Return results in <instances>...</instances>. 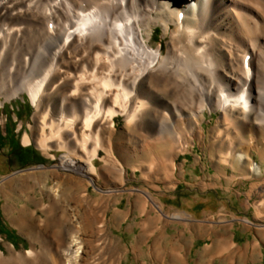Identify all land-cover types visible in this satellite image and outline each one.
<instances>
[{
    "label": "bare ground",
    "instance_id": "6f19581e",
    "mask_svg": "<svg viewBox=\"0 0 264 264\" xmlns=\"http://www.w3.org/2000/svg\"><path fill=\"white\" fill-rule=\"evenodd\" d=\"M160 26L167 42L154 47ZM47 40L55 45L52 55L35 68ZM24 91L36 110L35 135L26 133L24 145L35 141L53 159L55 150L66 153L56 165L15 170L7 191L0 181L8 213L17 214L11 218L30 240L25 250L2 244L0 233V264H125L118 250H131L103 211L126 192L130 166L123 161L136 159L133 170L146 177L177 172L174 157L204 137L206 112L220 111L212 141L220 145L219 157L235 175L263 173L248 150L252 144V152L264 153V0H0V108ZM118 116L127 123L120 131ZM39 173L56 185H24ZM91 185L99 194L95 202ZM257 188L264 185L252 184L251 192ZM137 191L146 199L144 211L150 202L157 219L148 213L142 224L144 253L136 250L137 256L151 264H188L182 239L168 246L163 232L147 235L151 226L154 233L161 229L167 214L160 198ZM257 214L263 218L264 208ZM168 216L191 219L183 212ZM258 230L264 237V224ZM219 236L197 264L222 257L238 264L258 253L241 252L226 232Z\"/></svg>",
    "mask_w": 264,
    "mask_h": 264
},
{
    "label": "rangeland",
    "instance_id": "374dc122",
    "mask_svg": "<svg viewBox=\"0 0 264 264\" xmlns=\"http://www.w3.org/2000/svg\"><path fill=\"white\" fill-rule=\"evenodd\" d=\"M167 38L170 40L169 37ZM163 39L167 42L164 38V29L160 26L156 30L153 46L157 47ZM54 47V43L50 40L43 43L37 54L35 68H39L41 63L52 55ZM35 80H38V78H35ZM22 95L7 100L4 104L5 107L0 110V121L3 122L0 125V181L4 182L3 188L5 191L10 188L6 186L10 182L6 178L15 170L28 169L34 166L56 165L60 162V157L66 153L64 150H55L53 154L58 158L53 159L47 156L43 150L37 148L35 141L29 147L24 145L23 137L27 131L35 135L34 116L36 110L27 92L24 91ZM206 113L207 118L203 123L206 128L204 137L199 135L196 141L190 142L185 154H177L174 157L177 172H171L170 174L162 172L155 176L146 177L141 172L135 173L133 170V165L136 163L134 160L136 159L128 160L129 164L123 161L127 166H130L128 180L124 184L126 192L122 195L119 193L113 196L110 199L109 207L104 208L103 211L107 213L109 211L107 219H115L114 223L111 222L113 226L115 225L114 234L117 238L122 239L131 250L129 253L123 247L118 250L119 256H124L125 264H146L147 262L151 264L146 256H137L136 250L143 255L142 224L147 220L148 213L152 214L153 222H157V219L154 218L156 209L149 202L147 204L148 209L144 211L143 207L146 199L145 197H139L138 189L145 190L160 198L167 214L162 217V221L158 225L161 229L154 233L157 227L151 226V231L147 235L158 236L163 232L162 234L167 236L166 245L168 246L172 241L182 239L189 248L188 264H197L200 255L206 252L205 248L208 244L212 243L214 239L218 241L221 238L219 235L223 232H226L227 239L232 242L234 238L237 239L236 243L241 252L250 253L251 255L255 251L258 252L252 257V260L245 258L243 261L238 259L235 262L238 264H264V243H257L253 238L256 232L260 233L259 226L264 224V217H257V212L264 208V190L257 188L251 192L252 184L264 185V153L261 154L260 151L252 152L253 145L250 144L248 154L252 156V161L261 164L263 173L257 176L258 174L253 172L250 174L248 171L247 175H235L231 167L219 157L220 145H212L213 138L217 134L215 127L221 120L222 113L220 111L214 113L207 111ZM116 121L119 131L127 124L123 116H118ZM188 121V114H184L182 122L187 124ZM118 137L116 135L115 143H117ZM149 140L143 142L148 150L152 148L151 144H148ZM259 144L260 147H264V134L261 135ZM228 148L226 146L225 150ZM33 154H36L37 157L35 158ZM97 164L101 168L104 165L100 160L97 161ZM45 177L44 173L34 174L28 177L27 183L24 185L37 190L47 184L50 186L56 185L53 178L45 183ZM22 179L25 180L26 178L23 177ZM117 182L119 183L118 178ZM101 186H105L104 182L101 183ZM89 190L92 202H95L99 197L97 189L91 185ZM76 191L68 189L67 194L76 197L83 195L82 191ZM232 192L236 193V196L239 195L240 198L231 201ZM41 196L43 195L38 193V199ZM45 196L46 201H49L47 195ZM247 198L250 199V202L243 200ZM28 204L31 208H35L32 201ZM8 205L5 193L0 192V233L4 237L1 242L2 244L9 243L11 245L13 243L17 248L26 250V247L30 245V240L16 225L17 223L15 224L17 221L12 220L17 214L11 216L8 213L10 210ZM117 212L123 214L117 215ZM181 212L191 219L173 222L168 216ZM189 222H192L193 227L191 230L187 227ZM248 231H250V235L247 234ZM255 245L257 246L255 247ZM216 264H230V259L219 258Z\"/></svg>",
    "mask_w": 264,
    "mask_h": 264
},
{
    "label": "crops",
    "instance_id": "0c3cea01",
    "mask_svg": "<svg viewBox=\"0 0 264 264\" xmlns=\"http://www.w3.org/2000/svg\"><path fill=\"white\" fill-rule=\"evenodd\" d=\"M0 132H1V129H0ZM2 137H3V135H2ZM33 156L36 158L37 157V155L36 154H33ZM240 197H239V195H237L236 196V193H231V196H230V200L231 201H235L236 199H239ZM243 200H245L246 202H250V199H243ZM249 229H250V231H251V228L249 227ZM250 231H248L247 232V234L248 235H250ZM254 240L255 241H257V243H264V237H263V235H262V233H255V235H254ZM235 240H237L236 238H234Z\"/></svg>",
    "mask_w": 264,
    "mask_h": 264
}]
</instances>
